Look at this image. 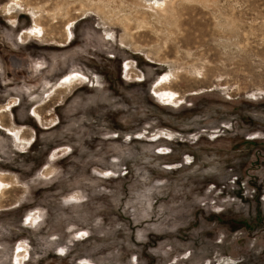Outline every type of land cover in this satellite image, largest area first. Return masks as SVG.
Wrapping results in <instances>:
<instances>
[{"label":"rangeland","instance_id":"374dc122","mask_svg":"<svg viewBox=\"0 0 264 264\" xmlns=\"http://www.w3.org/2000/svg\"><path fill=\"white\" fill-rule=\"evenodd\" d=\"M263 237L264 0H0V264Z\"/></svg>","mask_w":264,"mask_h":264},{"label":"bare ground","instance_id":"6f19581e","mask_svg":"<svg viewBox=\"0 0 264 264\" xmlns=\"http://www.w3.org/2000/svg\"><path fill=\"white\" fill-rule=\"evenodd\" d=\"M149 2H152V3H158L159 1H162V0H148ZM157 1V2H156ZM163 3V2H162ZM25 247V245H24ZM26 248V247H25ZM186 253V254H185ZM184 254V256H178L175 260H173L171 262V264H183V262L185 260H187L190 256V251H186ZM222 258V257H221ZM224 261V260H223ZM223 261H221L220 258H210V259H206L204 260V262L202 264H234V261L231 260L230 258L227 260V263H223ZM21 264H23L24 262H22V260L20 261Z\"/></svg>","mask_w":264,"mask_h":264},{"label":"crops","instance_id":"0c3cea01","mask_svg":"<svg viewBox=\"0 0 264 264\" xmlns=\"http://www.w3.org/2000/svg\"><path fill=\"white\" fill-rule=\"evenodd\" d=\"M25 84H26V83H25ZM263 238H264V237H263ZM263 241H264V240H263ZM263 243H264V242H263ZM217 258H221V257H217ZM230 259L233 260L232 257H230ZM235 263H237V261H234V264H235Z\"/></svg>","mask_w":264,"mask_h":264}]
</instances>
